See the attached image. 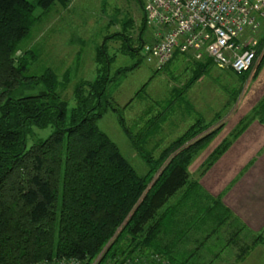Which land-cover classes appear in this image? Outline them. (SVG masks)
Segmentation results:
<instances>
[{"label": "trees", "instance_id": "1", "mask_svg": "<svg viewBox=\"0 0 264 264\" xmlns=\"http://www.w3.org/2000/svg\"><path fill=\"white\" fill-rule=\"evenodd\" d=\"M57 1L71 0H0V264L61 256L85 264H204L228 241L242 242L243 253L263 240L264 228L247 229L239 240L238 219H230L220 197H199V181L182 193L195 150L219 127L187 142L179 138L158 157L145 154L148 169L142 174L99 126L113 109L125 127L110 92L128 67L112 72L115 57L107 42L121 38L124 52L137 51L141 43L133 46L129 33L116 31L100 43L96 76L76 84L74 104L62 97L64 81L52 67L30 72L34 53L17 55L19 42L37 9ZM256 116L264 123V96L248 119ZM48 125L50 134L28 146L34 126ZM220 225L233 228L229 237ZM206 240L217 251L201 248Z\"/></svg>", "mask_w": 264, "mask_h": 264}, {"label": "rangeland", "instance_id": "2", "mask_svg": "<svg viewBox=\"0 0 264 264\" xmlns=\"http://www.w3.org/2000/svg\"><path fill=\"white\" fill-rule=\"evenodd\" d=\"M116 31L129 33L135 47L141 43L140 49L126 53L121 38L107 42L109 52L115 57L112 72L128 67L126 76L118 84L113 83L110 92L126 128L113 109L105 112L98 124L117 142L138 172L144 174L148 169L145 154L158 157L179 138L187 142L219 127L195 150L182 193H189L192 181L197 180L199 197L211 194L223 201L224 193L233 187L232 181L228 182L229 186L224 185L226 179L238 178L249 170L259 179L260 167L264 165V123L257 116L249 119L248 116L251 117L253 107L264 96V41L257 43L259 54L255 64L243 73L216 65L208 44L159 65L142 48L152 39L142 2L71 0L67 5L57 1L49 9H37L36 20L19 42L17 55L25 50L34 53L29 61L32 73L40 74L52 67L64 81L59 87L62 97L74 104L76 84L95 77L98 46ZM52 129V125L34 126L28 146L34 137H46ZM226 140L229 144L222 149ZM180 192L172 201L181 196ZM224 226L220 225L219 229L224 230ZM242 234H238L239 240ZM224 235L229 237L227 233ZM210 241L206 240L201 248L213 253L217 250ZM241 244L234 240L220 246L212 263H232L242 252ZM187 246L192 244L189 242Z\"/></svg>", "mask_w": 264, "mask_h": 264}, {"label": "built area", "instance_id": "3", "mask_svg": "<svg viewBox=\"0 0 264 264\" xmlns=\"http://www.w3.org/2000/svg\"><path fill=\"white\" fill-rule=\"evenodd\" d=\"M152 39L142 48L157 64L176 52L208 44L219 67L243 72L252 67L264 39V0H140ZM31 264H85L75 256Z\"/></svg>", "mask_w": 264, "mask_h": 264}, {"label": "crops", "instance_id": "4", "mask_svg": "<svg viewBox=\"0 0 264 264\" xmlns=\"http://www.w3.org/2000/svg\"><path fill=\"white\" fill-rule=\"evenodd\" d=\"M150 40L151 39H149L148 41ZM263 41L264 39L262 38L258 41V43ZM179 54L184 53L176 52L173 57ZM173 57H171V59ZM258 123L260 124V126H263V123L259 121ZM260 168L261 177L259 179H256L257 176L254 174L253 170H249L238 178H229L223 182L224 185L226 184L227 186H229L228 182L232 181L233 187L231 189H228L227 193H224L223 203L228 208H230L233 215L231 216V219H238L243 233L247 229L260 231L264 228V165ZM232 230L233 228L229 226L225 229V231L223 230V233H227V235H229ZM227 243H229V241ZM263 249L264 239L254 243L248 250H245V252L241 253L230 264H264V252L262 251ZM210 261L211 260L205 262L204 264H209ZM212 262L213 259L210 264H213Z\"/></svg>", "mask_w": 264, "mask_h": 264}]
</instances>
